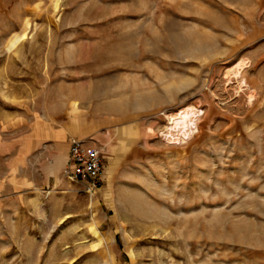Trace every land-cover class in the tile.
Masks as SVG:
<instances>
[{
    "label": "rangeland",
    "instance_id": "1",
    "mask_svg": "<svg viewBox=\"0 0 264 264\" xmlns=\"http://www.w3.org/2000/svg\"><path fill=\"white\" fill-rule=\"evenodd\" d=\"M0 264H264V0H0Z\"/></svg>",
    "mask_w": 264,
    "mask_h": 264
},
{
    "label": "built area",
    "instance_id": "2",
    "mask_svg": "<svg viewBox=\"0 0 264 264\" xmlns=\"http://www.w3.org/2000/svg\"><path fill=\"white\" fill-rule=\"evenodd\" d=\"M169 128L164 140L169 144L185 143L191 139L196 131L192 123L185 124L177 118L168 123ZM170 134H173L174 140ZM67 159L63 167V175L70 182L83 186V191L92 197L101 187L105 171L104 157L101 150L95 147L90 140L71 139L67 149Z\"/></svg>",
    "mask_w": 264,
    "mask_h": 264
},
{
    "label": "crops",
    "instance_id": "3",
    "mask_svg": "<svg viewBox=\"0 0 264 264\" xmlns=\"http://www.w3.org/2000/svg\"><path fill=\"white\" fill-rule=\"evenodd\" d=\"M66 162V161H65Z\"/></svg>",
    "mask_w": 264,
    "mask_h": 264
}]
</instances>
